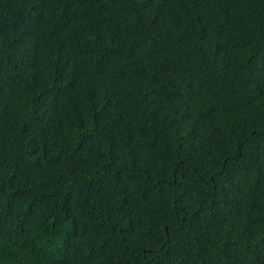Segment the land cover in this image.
I'll list each match as a JSON object with an SVG mask.
<instances>
[{
  "label": "trees",
  "instance_id": "1",
  "mask_svg": "<svg viewBox=\"0 0 264 264\" xmlns=\"http://www.w3.org/2000/svg\"><path fill=\"white\" fill-rule=\"evenodd\" d=\"M0 264H264V0H0Z\"/></svg>",
  "mask_w": 264,
  "mask_h": 264
}]
</instances>
